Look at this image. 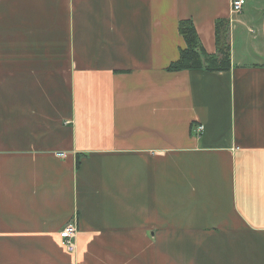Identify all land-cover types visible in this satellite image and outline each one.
<instances>
[{"label": "crops", "instance_id": "obj_1", "mask_svg": "<svg viewBox=\"0 0 264 264\" xmlns=\"http://www.w3.org/2000/svg\"><path fill=\"white\" fill-rule=\"evenodd\" d=\"M231 2L0 0V264H264V0ZM187 18L228 70L167 68Z\"/></svg>", "mask_w": 264, "mask_h": 264}, {"label": "trees", "instance_id": "obj_2", "mask_svg": "<svg viewBox=\"0 0 264 264\" xmlns=\"http://www.w3.org/2000/svg\"><path fill=\"white\" fill-rule=\"evenodd\" d=\"M216 52L208 53L202 46L191 19H182L178 23V31L184 39L177 60L167 67L169 70L203 69L206 71H226L231 66L230 45L228 42L229 19L220 18L215 21Z\"/></svg>", "mask_w": 264, "mask_h": 264}, {"label": "built area", "instance_id": "obj_3", "mask_svg": "<svg viewBox=\"0 0 264 264\" xmlns=\"http://www.w3.org/2000/svg\"><path fill=\"white\" fill-rule=\"evenodd\" d=\"M244 3L245 0H232L231 2L232 12L233 13L240 12ZM202 129H203V125H198L197 131L201 132ZM76 232H77L76 219L67 222L59 232L62 243L68 251H74L76 249V242H75Z\"/></svg>", "mask_w": 264, "mask_h": 264}, {"label": "rangeland", "instance_id": "obj_4", "mask_svg": "<svg viewBox=\"0 0 264 264\" xmlns=\"http://www.w3.org/2000/svg\"><path fill=\"white\" fill-rule=\"evenodd\" d=\"M249 2H250V5H251V7H252V0H248V2L244 5V8H246V7L249 6ZM244 8H243V9H244Z\"/></svg>", "mask_w": 264, "mask_h": 264}]
</instances>
